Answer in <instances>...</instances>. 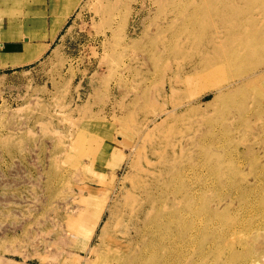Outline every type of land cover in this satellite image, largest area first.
Instances as JSON below:
<instances>
[{
  "label": "rangeland",
  "instance_id": "374dc122",
  "mask_svg": "<svg viewBox=\"0 0 264 264\" xmlns=\"http://www.w3.org/2000/svg\"><path fill=\"white\" fill-rule=\"evenodd\" d=\"M65 2L52 50L0 79V264H96L103 174L117 210L140 165L156 199L178 197L177 264H264V55L227 69L226 99L170 89L217 52L263 47L264 0Z\"/></svg>",
  "mask_w": 264,
  "mask_h": 264
},
{
  "label": "bare ground",
  "instance_id": "6f19581e",
  "mask_svg": "<svg viewBox=\"0 0 264 264\" xmlns=\"http://www.w3.org/2000/svg\"><path fill=\"white\" fill-rule=\"evenodd\" d=\"M232 8L234 7H231V9ZM216 31H218V28L216 29ZM232 34L233 33L231 32L230 35L232 36ZM216 54L218 55L206 57L209 59H205V61L201 62L197 67H195L193 73H189L187 76H184L183 79H181L180 81L177 80L178 82L171 83L170 89L172 90V93L176 92L175 88L177 87H185L186 89H192L193 96H189L188 104H191L193 101L202 98L204 95L213 91H217V97H214L215 101L221 100L223 98L226 99L228 95L224 93V91L230 88L231 84L236 81L237 77L245 76L253 72L260 71L263 67L258 65L263 64L260 58H262L264 55V46L253 50H245V52L242 53H227L226 51H223L219 53L217 52ZM257 57L259 58L250 67H245V65H243L244 69L240 70L242 72L240 76L234 72H232L230 76L226 74L227 69H231L238 63L245 61L247 62V60L256 59ZM214 82H216V84ZM175 110H177V107H174V111ZM151 165L153 164L147 161V166L152 167ZM116 169H118L117 166L110 168L111 175H114V172L117 171ZM134 170L137 171V174L139 176L130 179L131 187L129 190L125 191L126 196L124 199V203L122 204L123 206H121V208H118L117 210H115L110 204L111 196L112 194H114L115 191L114 182L116 181V179L112 177L111 181L108 182V180H105L108 175H105L106 173H104L103 175L105 177H103L100 181L102 189L99 191L100 194H98V196L100 195V197H98L96 200V202H98L97 204H99L100 206V210L96 214V227H101V231L98 240L99 245L97 248V261L95 260L96 264H177L180 258L178 242L181 235L185 236L187 232V230L185 232V227V229H183V227H181L182 225L179 226L180 223L179 225H177L175 221V217L179 215L176 211L179 203L178 197L173 195V206L167 200L171 197L170 195V197L168 198L164 197L165 199H163V202L156 199V192L154 193L152 191V188H150L147 184L148 179L143 180V177L140 176V174L144 171L142 169V165L138 166ZM177 171L175 172L177 173ZM153 183L154 184H151V186L156 189L158 193V191H160V188L158 187L157 183ZM100 184L99 186H101ZM123 188L124 190L126 189V184H124ZM173 190L175 191V189ZM161 191L163 192V189ZM191 198L193 201L192 206H194L196 198L193 192L191 194ZM156 200L160 201V203ZM91 201H93V199ZM107 213H109V215L107 219L104 220V217ZM176 213L177 215L175 216ZM85 214L86 212L81 214V216H78V223L84 221ZM179 219L181 222L180 217ZM176 220H178V217ZM193 221H195V219ZM183 222L186 223L185 221ZM191 226L192 232L190 233L192 234H190L189 238H192L194 233V225ZM188 229H191V227ZM254 264L260 263L255 262Z\"/></svg>",
  "mask_w": 264,
  "mask_h": 264
},
{
  "label": "crops",
  "instance_id": "0c3cea01",
  "mask_svg": "<svg viewBox=\"0 0 264 264\" xmlns=\"http://www.w3.org/2000/svg\"><path fill=\"white\" fill-rule=\"evenodd\" d=\"M70 7L65 0H0V79L30 67L47 55L69 16L53 35V20Z\"/></svg>",
  "mask_w": 264,
  "mask_h": 264
}]
</instances>
